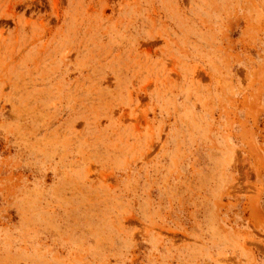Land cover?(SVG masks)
<instances>
[{"label": "rangeland", "instance_id": "374dc122", "mask_svg": "<svg viewBox=\"0 0 264 264\" xmlns=\"http://www.w3.org/2000/svg\"><path fill=\"white\" fill-rule=\"evenodd\" d=\"M0 264H264V0H0Z\"/></svg>", "mask_w": 264, "mask_h": 264}]
</instances>
